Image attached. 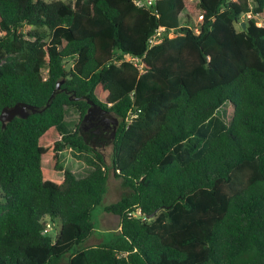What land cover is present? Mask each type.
<instances>
[{
    "label": "trees",
    "instance_id": "1",
    "mask_svg": "<svg viewBox=\"0 0 264 264\" xmlns=\"http://www.w3.org/2000/svg\"><path fill=\"white\" fill-rule=\"evenodd\" d=\"M135 1L0 0V113L39 111L0 123V264H264V0ZM88 102L118 121L108 205L63 125ZM98 211L119 230L89 245Z\"/></svg>",
    "mask_w": 264,
    "mask_h": 264
},
{
    "label": "rangeland",
    "instance_id": "2",
    "mask_svg": "<svg viewBox=\"0 0 264 264\" xmlns=\"http://www.w3.org/2000/svg\"><path fill=\"white\" fill-rule=\"evenodd\" d=\"M42 1L49 3L54 0H42ZM62 1H67V0H62ZM183 17H185V15H183L182 18ZM192 17L195 22H198L200 20L201 17L199 14V10L197 8L193 11ZM245 18H250V15H247ZM245 18H243V20ZM257 21H258V25H263L262 20L258 19ZM238 27L239 25H237V28ZM24 30L25 31L29 30V28L26 27ZM220 114L221 115L223 114L222 109L219 111V115ZM79 124L80 122H79L78 113L71 108H67L65 112V120L63 123L64 128H66L67 131H74L76 127L79 126ZM96 149L98 153L102 155L105 164L109 169L107 193L103 202L104 205H108L119 200L124 190L121 187V181L113 176L111 170V157H112L111 143L105 142L104 144L99 145ZM60 158L64 167L66 169L71 170L78 178L86 176L92 170V165L98 163V161L95 160L94 156L91 153H85V152L80 153L75 149L63 150L60 154ZM94 219L96 222L97 232L90 238L88 242L89 245L96 244L102 238L108 237L109 234L106 232H116L119 229L118 216L98 211L94 215Z\"/></svg>",
    "mask_w": 264,
    "mask_h": 264
},
{
    "label": "water",
    "instance_id": "3",
    "mask_svg": "<svg viewBox=\"0 0 264 264\" xmlns=\"http://www.w3.org/2000/svg\"><path fill=\"white\" fill-rule=\"evenodd\" d=\"M241 26L243 29H245L246 25L245 23H241ZM60 83H58L56 85V90L59 89ZM55 90V91H56ZM55 91L52 93L50 100L54 97L55 95ZM89 104V108L86 112V114L84 115L83 119H82V123H86L89 121V119L96 113H105V111H103L100 107H98L97 105L88 102ZM39 112L35 107L30 106V105H26V104H22V103H18L15 104L12 107H5L2 109L1 113H0V123L2 124V127L4 128L6 123L12 121L14 118H21V119H26L30 114H34ZM109 124H112L114 131L117 128L118 125V121L116 118H112L111 120H109L108 122ZM115 133V132H114ZM114 133H113V137L114 138ZM155 215V213L151 214L150 216H148V218H152Z\"/></svg>",
    "mask_w": 264,
    "mask_h": 264
},
{
    "label": "flooded vegetation",
    "instance_id": "4",
    "mask_svg": "<svg viewBox=\"0 0 264 264\" xmlns=\"http://www.w3.org/2000/svg\"><path fill=\"white\" fill-rule=\"evenodd\" d=\"M111 119V115L106 112L96 113L88 122H80L78 131L86 142L101 145L104 141H110L115 132L112 124L108 123Z\"/></svg>",
    "mask_w": 264,
    "mask_h": 264
},
{
    "label": "built area",
    "instance_id": "5",
    "mask_svg": "<svg viewBox=\"0 0 264 264\" xmlns=\"http://www.w3.org/2000/svg\"><path fill=\"white\" fill-rule=\"evenodd\" d=\"M234 1H236V0H234ZM153 2H154V0H136L135 5L138 7H144V6L146 7V6L152 5ZM161 38H162L161 32L158 31L151 37V39L149 40V44L154 45V44L160 42ZM50 230H51V225L46 224L44 233H48V232H50Z\"/></svg>",
    "mask_w": 264,
    "mask_h": 264
},
{
    "label": "crops",
    "instance_id": "6",
    "mask_svg": "<svg viewBox=\"0 0 264 264\" xmlns=\"http://www.w3.org/2000/svg\"><path fill=\"white\" fill-rule=\"evenodd\" d=\"M119 230V229H118ZM96 232H97V230H96ZM106 233H108V232H106ZM101 241V240H100Z\"/></svg>",
    "mask_w": 264,
    "mask_h": 264
}]
</instances>
